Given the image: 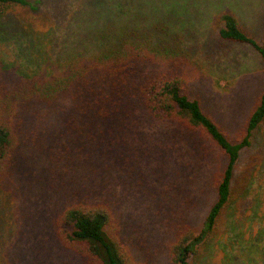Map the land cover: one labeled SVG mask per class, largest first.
Segmentation results:
<instances>
[{
    "label": "trees",
    "instance_id": "obj_1",
    "mask_svg": "<svg viewBox=\"0 0 264 264\" xmlns=\"http://www.w3.org/2000/svg\"><path fill=\"white\" fill-rule=\"evenodd\" d=\"M77 1L59 25L51 12H40V4L0 0V32L9 31L1 21L11 17L21 20L18 30L26 38L11 63L0 60V264L9 259L16 232L9 185L20 189L33 168L40 170L41 186L49 175L67 174L57 183L62 205L49 225L52 240L80 264H152L123 233L118 204L102 196L100 186L76 187L70 177L123 171L138 155L146 129L164 121L210 142L224 159L217 199L202 228L181 221L167 244L168 264H210L221 227L228 223L234 230L243 220L229 210L251 201L250 191L261 192L256 181L264 179V150L238 177L235 169L242 150L264 134V91L243 134L232 141L186 92L185 70L197 66V34L204 32L187 22L188 15L193 19L187 10L171 7L170 0ZM68 4L72 0H64L57 14ZM216 25L221 42L249 44L264 62V38L250 34L239 16L222 12Z\"/></svg>",
    "mask_w": 264,
    "mask_h": 264
},
{
    "label": "rangeland",
    "instance_id": "obj_2",
    "mask_svg": "<svg viewBox=\"0 0 264 264\" xmlns=\"http://www.w3.org/2000/svg\"><path fill=\"white\" fill-rule=\"evenodd\" d=\"M30 1L40 4L41 13L51 12L59 25L66 22L72 6L78 2L72 0L64 14L58 15L64 11V0ZM170 6L187 10L193 17H185L187 22L195 29L200 25L205 32L197 34V66L185 70L186 92L199 99L204 111L235 141L243 134L248 117L264 91V62L249 44L221 42L217 38L216 20L222 12H233L245 29L262 41L264 0H170ZM20 21L13 23L11 17L1 21L9 29L0 32L1 61L5 56L6 62L11 63L18 49L25 46L26 38L18 30ZM5 68L13 71L11 67ZM146 133L132 165L123 171H110L103 177L84 171L78 173L80 180L77 181V174L71 175L70 180L76 187L85 186L83 189L87 190H91V185L100 186L102 196H109L118 204L123 233L132 239L140 258L152 264H168L167 244L177 224L188 221L196 230L202 228L217 199L215 182L224 159L210 142L203 143L169 121L154 122ZM263 144L264 134L259 132L252 138V145L242 150L235 176L248 167L254 156L263 153L264 149L259 148ZM29 171L31 176L21 178L20 189L17 184L9 185L16 232L5 264H80L79 258L52 240L49 225L53 213L62 205L57 183L67 174L61 170L62 175L57 174L56 178L49 175L41 186L37 181L42 179L40 170ZM100 180L102 183L97 184ZM259 184V195L250 191L251 201L237 210H229L235 213V219L243 220L234 230L228 223L221 227L217 235L221 245H217L210 264H264V179L256 181ZM13 215L8 210L5 213L8 227ZM230 219L229 215L227 220Z\"/></svg>",
    "mask_w": 264,
    "mask_h": 264
}]
</instances>
